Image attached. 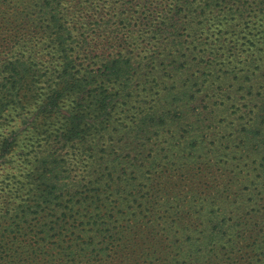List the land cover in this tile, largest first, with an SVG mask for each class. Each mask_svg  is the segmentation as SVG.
I'll use <instances>...</instances> for the list:
<instances>
[{
  "label": "rangeland",
  "instance_id": "374dc122",
  "mask_svg": "<svg viewBox=\"0 0 264 264\" xmlns=\"http://www.w3.org/2000/svg\"><path fill=\"white\" fill-rule=\"evenodd\" d=\"M45 2L0 0V63L17 42L28 43L33 53L43 40L45 18L40 9ZM209 3L51 0L49 10L57 11L74 37L81 35L83 19L89 14L103 16L104 27L89 36L94 50L91 56L83 54L80 39L69 47L73 58L79 56L80 71L82 63L84 69L98 68L102 57H116L122 52L121 37L137 48L132 61L137 67L110 87L116 98L104 130L92 136L91 161L82 162V150L77 149L73 160L61 169L71 177L68 187L79 198L87 192L88 182L95 185L107 177L97 191L98 211L93 213L90 204L62 205L17 229L20 235L37 224L47 226L63 240L57 250H36L38 262L27 259L32 251L24 248L25 257L15 259L14 254H24L12 244L16 235L0 232V264H264V142L249 145L240 136L241 130L264 123V0ZM121 4L137 11L131 13L134 17L152 11L159 22L178 11L181 20H187L185 27L195 29L180 31L175 40L166 36L141 46L143 37L136 29L113 19ZM232 7H239L242 13L232 16ZM230 19L239 24L237 33H227L222 27ZM208 21L216 22L212 33L202 27ZM110 24L112 28L107 30ZM223 31L227 34L220 43ZM48 44L51 49L41 53L51 55L61 67V55L53 48L57 44ZM46 92L44 83L28 101L21 92L19 104L0 118V140L12 133L17 139L11 154L0 159V181L5 177L17 180L9 188L0 185V210L27 198L19 194L17 199V193L10 192L14 185L26 186L21 184L27 182L25 175L32 174L35 148L53 150L56 143L65 146L60 134L77 96L68 94L60 102L61 110L45 118L39 107ZM262 135L264 141V127ZM129 152L140 155L137 164L148 162L145 178L124 164ZM111 154L114 158L120 155L122 163L108 176ZM153 155L159 156L150 165ZM87 169L91 174H86ZM217 217L222 235L209 242ZM92 220L99 223L93 231L95 239L102 236L90 248L80 235L82 226Z\"/></svg>",
  "mask_w": 264,
  "mask_h": 264
},
{
  "label": "trees",
  "instance_id": "16d2710c",
  "mask_svg": "<svg viewBox=\"0 0 264 264\" xmlns=\"http://www.w3.org/2000/svg\"><path fill=\"white\" fill-rule=\"evenodd\" d=\"M212 1L218 2L219 0H209L210 3ZM50 4L51 0H46L40 9V13L45 18V25L43 24L42 26V28H45L43 30L44 36L43 40L41 39V42L37 44L36 49H31L33 53H30L28 43L17 42L16 45L9 49L11 55L4 62L0 63V118L6 114L9 108L19 104L21 92L25 93L23 97L28 101L29 95L34 94L41 83L46 84V93H48L43 105L39 107L41 115H44L45 118H50L51 115L61 110L60 102L68 94L77 96L74 111L69 113V116L66 118V129L64 133L60 134L61 144L65 146H60V144L56 143L57 140L55 139L54 143L56 145L53 150L33 148L36 156L32 174L25 175L27 182L21 184L26 186L18 188L17 185H14L15 189H12L10 192L11 195L17 193V199H20V195L27 196V198L23 199V203H13L12 206L11 204H6L0 210V225L2 227L0 232L2 234H15V242L12 244L24 253L22 255L15 251L17 253V255L14 254L15 259L25 257V250L28 249L32 251V254L27 259L34 260L35 262L40 261L35 258L36 250L41 249L43 253L48 251L49 248L55 250L57 245L58 248L62 247L63 240L58 235L52 234V231H55V229H49L47 226L39 225L37 227V224L31 231H26L20 235L17 229L25 227L26 224L34 223L37 220L39 221L44 213H49L50 215L62 205L71 204V206H75L82 203L83 206L90 204L93 206V213L94 211H98L96 207L98 205L97 197L100 194L97 191L101 186L100 184L107 180V177L98 180L95 182V185L91 181L88 182V186L85 188L87 192L79 198V195H74L72 188L68 187V179L71 177L69 175L66 176V173L61 169H64L73 160L71 158L76 155L75 151L77 149L82 150V162L91 161L88 157V152L91 151L90 148L94 145L92 136L94 137L104 130V121H107L111 117L110 111L116 98L111 93L110 87L112 83H118L124 76L136 70L137 67L136 63L132 62L136 58L134 52L137 48L130 47L127 39L125 38L124 40V37H121L123 40H119L120 45H122V52L118 53L116 57L115 55H109L107 58L102 57L100 60L101 65L98 68L90 67L89 69H84L83 65L85 63H82V71H80V66L77 64L79 56L73 58L72 54L69 53V47L73 45V41L80 39L82 40L83 54H86V57L91 56L94 50H92L93 45L89 43V36L91 33H96L98 31L97 28L101 29L104 27L103 16L98 17L97 15L93 16L89 14L83 19L81 35L74 37V34L71 33L72 31L58 17L57 11L49 10ZM116 9L113 19L121 21L124 27L136 29V33H140L143 37L140 41L141 46H149L152 39L159 40L166 36L175 40L177 33L180 31L183 32L189 28L195 29L194 26L185 27L187 20L185 22L182 21L178 11L171 17L166 15L164 17L166 18V22H159L154 19L155 14L152 11H147L145 15L139 14L134 17L131 16V13L137 11H133L132 7L121 4ZM231 11L232 16L242 13L239 7H232ZM216 19L217 17L214 18V21ZM238 19L242 20L243 17L239 15ZM215 23L210 24V21H208L202 27L207 32L212 33ZM222 27L227 33H237L239 30V24L234 19L228 20L227 24H223ZM111 28L112 25L110 24V28L108 27L107 30ZM119 32H122V30ZM227 33L223 31L218 37L220 43L225 42L224 37ZM49 41H54L57 44L53 48L61 55L62 62L59 64L61 67H58L54 63L51 55L41 53L42 50L51 49L52 46L48 44ZM84 43H86V46ZM36 51H39V53L35 54ZM262 70L264 72V65ZM54 84L56 86L55 91H53ZM261 104L264 112V100ZM92 107H95V110H92ZM20 109H23V107ZM90 116H93L92 119L89 118ZM151 118L156 119L154 117ZM263 127L264 123L261 127L252 126L250 129H243L240 136H243L249 145L252 143L261 145V142H264L261 139L263 137ZM16 140L14 133L0 140V159H5L11 154L15 149ZM32 151L25 156L30 155ZM119 156L114 158L113 154L109 155L108 161L110 167L108 168V176H113L119 164L122 163V158L119 160ZM125 156L126 160L124 164H129V168H133L134 171H137L143 177V170L146 168L145 163L148 162L142 163L143 166L137 164L136 161L138 162V156L140 155L135 152H129ZM158 156L153 155V159L149 162L150 165L155 163ZM86 174H91L88 169L86 170ZM107 174L103 176H107ZM16 181V177H5L0 181V185L9 188L10 183L14 182L17 184ZM92 186L93 189H90ZM64 190L68 191L66 195L63 193ZM98 224L97 220H92L82 226L80 239L85 242L87 247L91 248L96 243V239L102 236L100 234L95 239L93 235L94 228ZM213 224L214 229L210 233L213 241L209 242H214L222 235V232L219 231L221 226L219 218ZM90 227L91 229H89ZM225 227L226 224L223 228ZM89 232H91L90 235ZM66 238L64 237L65 240ZM52 246H55V248ZM22 248L25 250H22ZM85 257L89 259L88 256Z\"/></svg>",
  "mask_w": 264,
  "mask_h": 264
}]
</instances>
